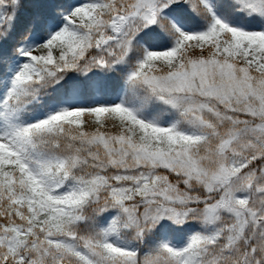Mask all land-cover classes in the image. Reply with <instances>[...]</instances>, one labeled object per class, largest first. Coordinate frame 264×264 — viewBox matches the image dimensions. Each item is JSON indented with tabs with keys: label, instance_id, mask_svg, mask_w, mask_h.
Segmentation results:
<instances>
[{
	"label": "snow or ice",
	"instance_id": "1",
	"mask_svg": "<svg viewBox=\"0 0 264 264\" xmlns=\"http://www.w3.org/2000/svg\"><path fill=\"white\" fill-rule=\"evenodd\" d=\"M0 264H264V0H0Z\"/></svg>",
	"mask_w": 264,
	"mask_h": 264
},
{
	"label": "trees",
	"instance_id": "2",
	"mask_svg": "<svg viewBox=\"0 0 264 264\" xmlns=\"http://www.w3.org/2000/svg\"><path fill=\"white\" fill-rule=\"evenodd\" d=\"M27 12L22 13L21 15V20H20V25L22 26L25 22Z\"/></svg>",
	"mask_w": 264,
	"mask_h": 264
}]
</instances>
